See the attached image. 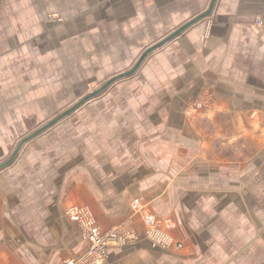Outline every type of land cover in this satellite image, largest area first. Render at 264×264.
<instances>
[{"label":"crops","instance_id":"0c3cea01","mask_svg":"<svg viewBox=\"0 0 264 264\" xmlns=\"http://www.w3.org/2000/svg\"><path fill=\"white\" fill-rule=\"evenodd\" d=\"M211 1L0 0V164L42 113L41 94L26 100V50L58 34L70 43L103 33L118 49L145 35L152 46ZM48 15L64 22L45 25ZM255 19L264 21V0H217L211 16L111 85L136 78L126 100L87 106L110 86L69 115L95 116L56 129L67 116L25 143L0 169V264H64L85 252L67 215L75 207L89 208L103 230L136 231L104 264H264V26ZM80 54L52 60L67 66ZM135 199L173 245L146 237Z\"/></svg>","mask_w":264,"mask_h":264},{"label":"rangeland","instance_id":"374dc122","mask_svg":"<svg viewBox=\"0 0 264 264\" xmlns=\"http://www.w3.org/2000/svg\"><path fill=\"white\" fill-rule=\"evenodd\" d=\"M255 20L257 23V20L259 19ZM54 22H57L59 23L57 25H60V23L64 22V19L61 17H55V15H48L46 19H43V23L48 26L55 25ZM92 28L96 27L93 25ZM61 35L64 34H58V38L52 41L47 39V41L43 42L40 51L38 49L34 51H25L27 58L26 61L27 64H29V66L27 65V80L25 84L26 100L28 103L30 99L33 100L36 98L37 103V97L41 94L42 113L40 115V120L36 118V122H34L35 120L30 121L31 123L29 122V125H26L25 135L22 138L29 136L38 130L39 127L45 125L48 121L78 103L83 97L99 89L114 75L126 72L133 68L141 54L146 48L151 46L149 38L145 35L139 36L132 45L129 44L132 47L127 48L122 46L123 48L121 49L115 47L119 45V42L109 44L106 38L107 35H104L103 33H92L89 36H83L82 39H80V35H73V41L70 43L61 42ZM46 36L49 37V34ZM127 37L128 36L123 35L122 41ZM116 38L118 39L119 37L117 36ZM43 39H46V37H43ZM57 40L58 43L51 48L50 43H54ZM111 41L113 42V37H111ZM123 45L125 44L123 43ZM66 46H73V49H64ZM81 46L89 47L87 49H79ZM79 51L81 54L79 57L71 60L73 61L71 65V61L69 62V65L65 66L59 58L56 61L52 60L53 55L56 57L58 53L62 54V52H64L65 55L69 53L74 55L79 53ZM39 54L41 55L40 63L38 60ZM78 62L79 64H77ZM135 82L136 78H131L119 84H115L108 89V92L91 101L87 106L111 107L115 105V103H121L130 96L129 93L132 90L136 89ZM6 85L7 83L3 82V86ZM83 110V108L78 110L75 114L66 118L55 128L65 129L66 122L76 123L80 121V115L84 116L85 114L87 115L86 117H93L96 115V113L93 115L89 114L86 110L82 112ZM30 120H33V117ZM39 122L40 125L35 127ZM69 211H67V215ZM129 225L130 224L128 223V226Z\"/></svg>","mask_w":264,"mask_h":264},{"label":"built area","instance_id":"2783aa9c","mask_svg":"<svg viewBox=\"0 0 264 264\" xmlns=\"http://www.w3.org/2000/svg\"><path fill=\"white\" fill-rule=\"evenodd\" d=\"M258 24L264 25V21L257 20ZM133 216H139L146 227V237L154 246L168 248L173 245V240L166 235L161 227V220L150 213L144 203L135 200L132 203ZM68 216L77 222L82 230V235L88 246L85 252L73 256L64 264H104L109 252L114 247L135 242L138 239L135 230L127 223H123L109 230L101 229L86 207H75L69 211Z\"/></svg>","mask_w":264,"mask_h":264},{"label":"water","instance_id":"95a60500","mask_svg":"<svg viewBox=\"0 0 264 264\" xmlns=\"http://www.w3.org/2000/svg\"><path fill=\"white\" fill-rule=\"evenodd\" d=\"M216 4H217V0H212L210 5H209V7H208V9L206 11L202 12L201 14L196 16L195 18L189 20L184 25H182L177 30H175L173 33L168 35L166 38L162 39L161 41H159L155 45H152L151 47L146 49L144 51V53L142 54V56L140 57V59L138 60V62L136 63V65L133 68H131L130 70H128L126 72L120 73V74L115 75L114 77L110 78L99 89H97V90L93 91L92 93L88 94L87 96L82 98L78 103H76L75 105L70 107L68 110L64 111L63 113H61L60 115L55 117L53 120H51L48 123H46L45 125H43L41 128H39L38 130H36L32 134H30L29 136L23 138L20 141V143L18 144V146H17L14 154L12 155V157L8 161H6L5 163H1L0 164V169L7 167L8 165H10L13 162V160L15 159V157L17 156V154L19 153V151L21 150V148L23 147V145L25 143H27L31 139L35 138L39 134L43 133L47 129L51 128L53 125L57 124L58 122H60L61 120H63L64 118H66L67 116L72 114L73 112H75L77 109H79L85 103H87L89 100L95 98L96 96H98L99 94L104 92L108 87H110L116 81L136 73L141 68L143 62L145 61V59L148 57L149 54L153 53L154 51H156L160 47L164 46L169 41L177 38L179 35L183 34L186 30H188L190 27H192L193 25H195L199 21L211 16L213 11H214V9H215Z\"/></svg>","mask_w":264,"mask_h":264}]
</instances>
